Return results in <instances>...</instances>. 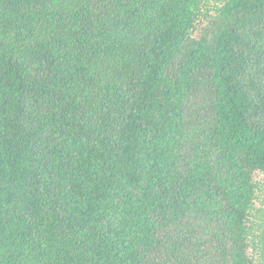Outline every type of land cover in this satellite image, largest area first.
<instances>
[{
	"label": "trees",
	"instance_id": "16d2710c",
	"mask_svg": "<svg viewBox=\"0 0 264 264\" xmlns=\"http://www.w3.org/2000/svg\"><path fill=\"white\" fill-rule=\"evenodd\" d=\"M0 264H264V0H0Z\"/></svg>",
	"mask_w": 264,
	"mask_h": 264
}]
</instances>
